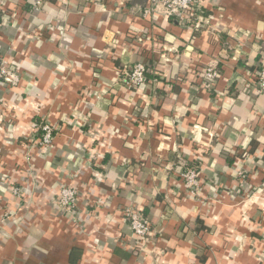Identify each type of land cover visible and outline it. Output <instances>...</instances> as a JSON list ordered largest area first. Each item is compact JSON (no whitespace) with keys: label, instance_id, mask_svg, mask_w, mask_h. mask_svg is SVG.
<instances>
[{"label":"crops","instance_id":"obj_1","mask_svg":"<svg viewBox=\"0 0 264 264\" xmlns=\"http://www.w3.org/2000/svg\"><path fill=\"white\" fill-rule=\"evenodd\" d=\"M200 3L195 27L149 0H0V61L19 73L0 87V264H264V95L246 86L264 0ZM126 207L152 223L143 250Z\"/></svg>","mask_w":264,"mask_h":264},{"label":"built area","instance_id":"obj_2","mask_svg":"<svg viewBox=\"0 0 264 264\" xmlns=\"http://www.w3.org/2000/svg\"><path fill=\"white\" fill-rule=\"evenodd\" d=\"M30 1L33 3L34 7H41L44 4V0ZM201 9L200 0H149V5L145 10V14L158 12L163 13L167 17L178 18L184 23H190L196 21ZM192 24L193 22L190 25ZM193 26L198 27V22L193 24ZM199 72L203 85L208 89L215 88L221 74L217 66H206ZM147 73L148 69L146 64L144 62H136L128 70L124 71L125 84L130 88L143 86L147 81ZM18 77L19 73L17 70L0 61V87L14 85L18 81ZM250 82L252 83L246 84L250 90L258 95H264V61L261 62L260 69L255 79ZM41 130L42 136L39 143L43 147H47L53 142L54 128L49 124L43 123L41 125ZM183 175L188 186L197 187L199 185L197 181V172L195 170H190ZM239 175L244 176L243 172H239ZM76 197L77 191L74 187H63L58 193V205L62 209L71 211L74 207ZM125 212L135 240L134 247L143 250V247L152 236V223L148 217L144 216L143 213L135 210L133 207H126Z\"/></svg>","mask_w":264,"mask_h":264},{"label":"trees","instance_id":"obj_3","mask_svg":"<svg viewBox=\"0 0 264 264\" xmlns=\"http://www.w3.org/2000/svg\"><path fill=\"white\" fill-rule=\"evenodd\" d=\"M144 216H146V215H144ZM147 217V216H146Z\"/></svg>","mask_w":264,"mask_h":264}]
</instances>
